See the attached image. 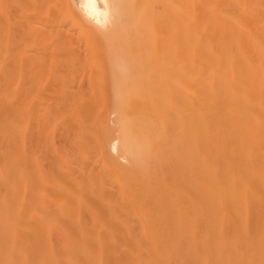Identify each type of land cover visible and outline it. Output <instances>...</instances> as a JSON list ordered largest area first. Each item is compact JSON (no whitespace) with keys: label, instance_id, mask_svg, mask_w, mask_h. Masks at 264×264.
<instances>
[{"label":"bare ground","instance_id":"6f19581e","mask_svg":"<svg viewBox=\"0 0 264 264\" xmlns=\"http://www.w3.org/2000/svg\"><path fill=\"white\" fill-rule=\"evenodd\" d=\"M44 1L14 0L19 48L40 46L34 32L45 24ZM65 1L68 15L103 33L129 30L136 17L123 7L130 0ZM182 7L183 94H173L177 107L167 115L159 88L154 95L147 88L150 105H132L147 101L132 87L116 95L114 134L104 96L93 89L89 95L100 98H87L97 108L88 144L79 118L84 90L77 102L69 93L72 104H51L52 93L27 89L29 79L25 88L22 80L1 83L0 264H264V0H183ZM141 20L137 14V40Z\"/></svg>","mask_w":264,"mask_h":264},{"label":"rangeland","instance_id":"374dc122","mask_svg":"<svg viewBox=\"0 0 264 264\" xmlns=\"http://www.w3.org/2000/svg\"><path fill=\"white\" fill-rule=\"evenodd\" d=\"M6 1L7 0L4 1V4L6 5V9L8 10L5 15L0 17V24L3 23L2 25H4L5 21L8 19L10 23L5 25V28H2L5 29L6 33H4L3 30V33L1 34L0 31V35H2V37L0 36V58L5 56V61H0L2 62L0 63V84L3 83V85L5 86H3L2 84L0 86H3L4 88H14L17 87L16 82L18 80H22L24 84H20L21 86L19 85L18 87L25 88L27 86V89L39 88L38 91L43 92H41V95L44 96V98H46V94L50 92L52 93L53 97L48 103H51V101H55L56 104H64L65 102L63 101H67L66 97L70 95L69 93H71L72 95H70L68 99L71 97V99L73 98L74 102H77L76 95L80 93V90H84L80 94H82L84 97H86L85 99H87L91 96L89 95V93L91 94L93 93V89H97L99 92H101V96H104L102 99H104L105 101H100V96H98V94L97 96L99 98L95 96H91V98H94L93 100H96L95 103L99 100L100 105L101 103L102 105L105 103V116L108 124L113 129H115L114 134H117V113L115 112L114 106H117V104L119 103L116 98V95L119 92H127V90L132 91V87H135L134 90H140L141 93L139 95L147 98V101L145 102L146 99L144 100L143 98H140L139 101L135 99V101H131L129 102V104L133 103L132 105H136L138 103L150 105V98L155 94L154 92L156 91H152L154 88L153 86H155L159 88V92L161 91L159 94L160 99L163 98V100H165L169 98V100H173V102L171 100L163 102L162 100V105L164 106V108L166 107V115L167 112L170 113L172 111V108L175 109V106L177 107L176 103L178 100L173 99V94L178 92L174 95V98L178 96L182 98L183 89L181 88H183L182 83L184 82V69H182L184 67V65L182 67V64H184V14L180 13V8H183V0H141L142 2H140V0H130L128 3L126 2L127 5L124 6L123 4V7H126L124 9L127 11V16L129 17V11L131 13L130 17L133 18V13L131 11L135 9L136 13L134 14L136 15V17L134 18V20L132 19V21L134 22H129V24L132 25L129 26V24L127 23L128 21L125 23V25L128 24V27H130L131 30L130 28L129 30H125L127 27L122 29L118 28L120 31L117 29L118 33L116 35H114L116 29H114L113 31L114 34L113 32H111L113 35L110 33V31L109 34L105 32L103 33L101 31H98L97 28H94L91 24L84 21L82 17L80 18L77 15H72L68 11L70 13L69 15H71L69 16L67 13V9H65L64 6V4L66 5L65 0V2L63 0H45V13L43 16L45 18V24L40 31L34 32V34L36 35H41L40 46H29L28 44L31 43L30 41H32V38H30V43H28L29 38L25 39L24 37L26 43H28V46L26 45V49H23L22 46L19 48V42L21 41L19 10H17L13 5L15 3L14 0L12 2L11 0H9V2H7L8 4L6 3ZM1 2L2 0H0V3ZM137 2L140 3L138 4ZM180 2L182 4H180ZM129 4L131 6H128ZM142 4H144L145 6H142ZM11 5L13 6L11 7ZM140 6L142 7L140 8ZM9 8L12 9L10 10V12ZM145 8L149 13L145 12ZM137 9H139V11ZM12 12L15 13V15H13ZM146 13L147 15H145ZM137 14H139L140 18L142 19L141 21L144 22L139 30V38L142 37L141 39H138L140 41L137 40ZM154 15H157L159 17H156ZM128 20L130 21V19ZM125 21L126 20H124V22ZM122 24L124 26V23ZM119 27H121V25ZM7 31H9V33ZM7 35L9 36V39L11 38V40L8 39ZM61 36L63 37L60 38ZM143 36L145 37V40L143 41L144 43L142 42ZM153 40H155L156 42ZM140 45L141 47L138 48ZM21 48L25 52L24 55L20 52L21 50L19 51V49ZM141 54L144 55L141 56ZM21 58H24L23 61L25 60V62H23L25 64H23V66L26 68L24 69V71H21L22 68L18 67L20 65V63L18 65V61L20 62ZM137 63L139 64L140 68L137 67ZM122 64L123 66L121 67ZM127 67L131 70H128ZM137 69L140 70L138 74L139 82L136 78L138 73ZM24 75L26 77H23ZM140 78H142V80ZM28 79L31 80V82H29ZM152 80L153 82H151ZM25 81L26 83L27 81L29 82L28 85L25 84ZM18 82L17 84L20 83ZM147 88L152 91V96H150L152 93L148 92L149 90ZM73 89L76 91V93ZM137 90H135L134 92L136 93ZM64 91L65 94L68 95L65 96V94L63 93ZM158 91L156 92L159 93ZM57 93H59V95L63 93L60 99ZM80 94H78V96L81 97ZM84 97L81 98V101L83 102L84 100L86 102L81 103L80 101L78 103L85 104L83 106H86V109L81 111L79 118L83 124L82 126L84 127V129L90 132H86L83 137V139L86 140V142L89 144L92 142V139L88 137V134H95V132L97 131L95 118L97 108L93 100H85L83 99ZM63 98H65L66 100ZM135 98H137V94ZM141 99H143L144 101H140ZM45 101L46 99H44L43 103L46 104L47 102ZM70 104H72V102H70ZM74 104L80 106V104ZM167 104H169V106ZM180 104L181 103L179 101L178 106ZM172 105L174 107H171ZM92 106L96 109L94 110ZM167 107H169V109ZM58 125L57 127H55L54 132L55 134L58 132L57 134L59 135L60 131L62 133L63 130H60V128L62 127H60V124ZM58 135H55V144H59L61 142V136ZM57 139H59V142ZM109 148L110 142L108 144L109 152L112 155L116 156L120 163L126 164V160H123L120 156L118 157V151L113 152ZM47 159L48 158L44 159L43 161H46L43 163H47ZM165 166H167V164H165ZM170 170L171 169H169V171ZM169 171L166 168L165 172L167 173Z\"/></svg>","mask_w":264,"mask_h":264}]
</instances>
